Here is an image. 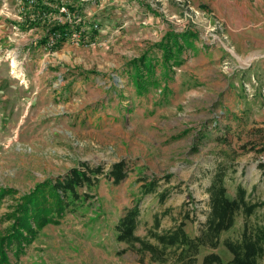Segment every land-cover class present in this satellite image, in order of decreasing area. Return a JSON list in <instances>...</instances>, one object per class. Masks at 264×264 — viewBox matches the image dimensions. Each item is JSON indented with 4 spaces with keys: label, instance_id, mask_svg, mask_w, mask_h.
Returning a JSON list of instances; mask_svg holds the SVG:
<instances>
[{
    "label": "rangeland",
    "instance_id": "1",
    "mask_svg": "<svg viewBox=\"0 0 264 264\" xmlns=\"http://www.w3.org/2000/svg\"><path fill=\"white\" fill-rule=\"evenodd\" d=\"M42 1L0 0V186L19 197L82 164L107 172L122 159L130 175L119 185L101 176L85 206L46 225L15 263L173 264L116 242L113 227L137 200L142 175L160 180L140 203L137 233L153 242L157 216L159 232L185 220L199 234L220 166L231 198L243 186L251 201L264 200V0ZM77 15L98 24L94 41L39 43L53 19ZM187 30L196 35L184 62L167 74L159 64L156 83L138 92L133 60L147 50L160 57L156 44L172 32L184 43ZM257 221L264 210L238 216L223 239ZM215 251L232 258L223 244Z\"/></svg>",
    "mask_w": 264,
    "mask_h": 264
},
{
    "label": "trees",
    "instance_id": "2",
    "mask_svg": "<svg viewBox=\"0 0 264 264\" xmlns=\"http://www.w3.org/2000/svg\"><path fill=\"white\" fill-rule=\"evenodd\" d=\"M43 19L45 18H42L41 22L48 20ZM30 22L32 27L39 25L34 20ZM75 30L82 31V42L94 41L99 35L98 28L84 21L77 24L59 21L50 23L46 36L39 43L49 44L50 38L54 36L53 47L59 49L72 39ZM195 35L192 30H187L181 36L184 41L181 43L180 38L172 32L168 36V41L156 44L158 51L161 52L160 57L157 52L151 54L147 50L134 59V72L131 76L137 91L143 92L156 83L155 73L159 64L163 66L164 74L173 66L181 65L184 62L183 46L184 44L189 46ZM262 131L260 130V133ZM260 167L264 171V162ZM129 175L128 163L122 159L114 163L107 172H104L102 166L91 167L82 164L72 168L63 177L38 183L19 197L16 196L17 189L0 186V264H17L12 258L18 262L27 247L36 240L40 230L48 224H60L62 217L70 209L84 207L88 201L87 191L99 187L101 176L109 183L119 185ZM138 181L141 184L137 200L124 209L113 227L116 242L127 245L123 251L135 249L149 253L153 260L159 263L171 260L173 264H260L264 258V221H257L255 224L246 222L237 239H223L224 233L236 225L238 216L250 218L258 210H264V200L251 201L247 189L243 186H239L236 196L231 198L226 184V170L222 166L211 177L207 188L210 210L199 234L195 236H191L186 230L185 220L172 229L159 232L161 220L158 216L155 219V230L150 233L155 242L139 235L137 231L142 215L140 203L148 194L158 192L160 180L156 176L142 175ZM85 188L86 192H81V189ZM169 194V190L161 192L159 196L161 202H164ZM7 197L14 199L12 208L2 213L1 207ZM221 244L232 254L227 263L215 251ZM203 248L212 251L200 258Z\"/></svg>",
    "mask_w": 264,
    "mask_h": 264
},
{
    "label": "built area",
    "instance_id": "3",
    "mask_svg": "<svg viewBox=\"0 0 264 264\" xmlns=\"http://www.w3.org/2000/svg\"><path fill=\"white\" fill-rule=\"evenodd\" d=\"M30 1H33V0H30ZM49 19H51V18H49ZM53 20H57V21H60V22L70 21V22H72V23H76V24H77V23H80V22L82 21V17H80L79 15H77L76 18H55V19H53ZM57 21H55V22H57ZM91 25H92V27H94V28H98V24H91ZM81 32H82L81 30H75V31L73 32V34H72V38L77 39L79 44L82 42V39H81ZM54 42H55V37L52 36V37L50 38V42H49V44L54 45Z\"/></svg>",
    "mask_w": 264,
    "mask_h": 264
},
{
    "label": "crops",
    "instance_id": "4",
    "mask_svg": "<svg viewBox=\"0 0 264 264\" xmlns=\"http://www.w3.org/2000/svg\"><path fill=\"white\" fill-rule=\"evenodd\" d=\"M262 41H264V39H263ZM255 103H256V102H255Z\"/></svg>",
    "mask_w": 264,
    "mask_h": 264
}]
</instances>
